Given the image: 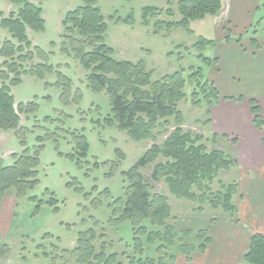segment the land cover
<instances>
[{
	"label": "rangeland",
	"instance_id": "374dc122",
	"mask_svg": "<svg viewBox=\"0 0 264 264\" xmlns=\"http://www.w3.org/2000/svg\"><path fill=\"white\" fill-rule=\"evenodd\" d=\"M33 2L43 8L46 28L44 32L28 29V36L33 46L42 48L48 54L47 62L53 67V71L46 73L41 79L25 74L22 82L12 88L16 109L20 103L26 105L32 102L38 105V109L36 112H20V125L23 127L21 136L18 137L14 130H0V158L5 164L6 161L13 164V154H21L24 150L21 139H24L31 152L41 145L38 137L46 140L38 167L39 185L21 197L16 194L14 197L16 192L12 194L11 190L6 193L10 204L3 208L1 215L0 264H79L71 251L77 245L79 232L89 228H96L99 234L105 233L102 240L108 243L110 252L133 253L132 226L127 221L120 226L109 224V205L124 194V187L128 184L125 171L153 145L163 144L177 126L172 124L167 132L157 135L155 139L136 141L116 124L110 125V96L105 91L96 92L90 87L88 76L91 72L75 57L70 40L62 37L63 19L69 10L81 5L82 1ZM178 2L179 0H173V4L169 5L168 0H98L109 24L106 40L115 50L114 57L132 62L146 61L154 71V80L176 71H184L188 77L192 67H202L207 78L222 84L227 91L264 98V75L250 76L244 69L240 75L233 67L220 72L215 65L210 66L199 57L202 54L215 58L221 53L225 54L226 48L218 45L207 46L203 50L195 47L201 37L217 42L223 39L215 24L217 18L194 22L191 25L193 34L184 28L172 31L156 29L158 19L171 18L168 16L169 10L175 13V19H180ZM10 4L9 0H0V17L8 13ZM146 7L156 11L146 13ZM249 16L252 25H240L235 29L231 26L222 31H226L227 37L231 33L232 39L242 37L247 45L256 46L251 40L255 37L264 42V0L255 14L250 13ZM228 29L230 32H227ZM9 37L8 30L0 27V43ZM37 57L33 61L23 62L22 66L18 62L22 67L20 70L28 71L33 64L41 63ZM4 60L0 57V62ZM59 72L71 82L70 94L65 100L62 98L63 89L57 86ZM1 82L0 80V85ZM194 87L188 79L185 88L188 98L179 103L184 115L181 129L204 136L210 149L217 148L238 157L232 140H213L214 132L208 122L209 119L211 121L209 105L203 96L201 105H193L191 94ZM77 135H84L89 142L88 155L81 157V160L77 159L79 155L76 154ZM71 154H76L77 158L71 157ZM161 160L160 158L144 167L142 173L150 177L153 168ZM237 175L236 168L222 170L213 187L220 188V181L229 183L237 180ZM153 185L157 192L169 197L175 216L171 223L177 224L178 229H188L187 223L190 222L193 225L199 224L198 229L208 230L212 236L213 232L224 227L239 228L229 214L213 209L207 199L193 202L179 198L171 193L164 179L153 181ZM52 198L55 200L53 204L50 203ZM240 200L238 194L234 201L238 205ZM181 237L182 241L170 248V251L177 256V264H186L179 245H200L203 241L198 240L195 235ZM95 244L100 247L101 240ZM155 249L156 246H151L148 254L155 255Z\"/></svg>",
	"mask_w": 264,
	"mask_h": 264
},
{
	"label": "trees",
	"instance_id": "16d2710c",
	"mask_svg": "<svg viewBox=\"0 0 264 264\" xmlns=\"http://www.w3.org/2000/svg\"><path fill=\"white\" fill-rule=\"evenodd\" d=\"M9 1L14 5L13 10L0 17V27L8 30L10 34L9 38L0 43V57L5 59L0 62V130H14L19 137L23 131L20 112H36L38 105L35 102L26 105L20 103L16 109L12 88L22 82L23 75L30 74L41 79L46 73H52L53 67L47 62L48 54L42 48L33 46L28 36V29L35 32L45 31L43 8L34 3V0ZM81 1V5L69 10L63 19L62 37L70 40L75 57L91 72L88 76L90 87L96 92L105 91L110 96L112 115L108 123L116 124L121 131H126L136 141L155 139L157 135L167 132L172 124H176L177 129L163 144L153 145L125 171L124 176L128 184L124 187V194L109 205V224L120 226L126 221L130 222L133 230V253L110 252L108 243L102 240L105 233L99 234L96 228L80 231L77 245L71 253L77 257L79 264H176L177 256L170 248L182 241L181 236L187 238L195 235L198 240L203 241L200 245H179L180 253L186 258V264H190L196 251L207 250L212 236L205 229L180 230L177 224L171 223L175 216L169 197L157 192L153 181L164 179L171 193L179 198L193 202L207 199L213 209L222 210L239 222L238 206L234 201L239 194L238 181H220V188L213 187L222 170L238 167L237 157L231 152L210 149L202 135L184 132L180 127L184 122V115L179 106L181 101L188 98L185 91L188 79L195 85L191 94L193 105H201L203 96L209 105L210 115L212 108L222 98L236 97L222 96L217 84L207 78L202 67H192L188 77L184 71H176L154 80V71L146 61L116 59L114 48L106 40L109 24L98 0ZM168 4H173V0H168ZM223 7V0H179L180 19H175V13L169 10L168 16L171 18L158 19L156 29L172 31L184 28L193 34L192 23L208 16H217ZM145 10L146 13L156 11L151 7H146ZM231 40L233 39L230 33L226 41ZM251 40L256 47H260L257 39ZM236 41L241 43L242 37ZM217 44L216 40L201 37L195 47L203 50L207 46ZM36 57L41 63L33 64L28 71L20 70L23 62L33 61ZM199 57L210 66L218 64V57H206L202 54ZM57 86L63 89L62 98L65 100L70 94V79L59 72ZM249 102L254 126L263 130L264 115L261 105L256 98H250ZM218 138L232 140L233 144L237 142L236 138L230 139L226 135L214 133L213 140ZM21 140L24 150L21 154H13V164L6 165L0 158V205L8 191L15 190L17 197H21L40 183L38 167L46 138H37L41 145L35 147L33 152L24 139ZM262 141L264 143V137ZM76 145V154L79 157L77 158L76 154L70 156L78 160L87 157L89 142L84 135L76 136ZM160 158L162 160L155 165L150 177L145 176L142 169ZM106 192L109 191L106 189ZM53 201L55 200L52 198L50 203L53 204ZM214 222L213 219L212 224ZM99 240L101 246L97 247L95 243ZM151 246H156L153 256L148 254ZM244 262L264 264V234L251 235Z\"/></svg>",
	"mask_w": 264,
	"mask_h": 264
},
{
	"label": "crops",
	"instance_id": "0c3cea01",
	"mask_svg": "<svg viewBox=\"0 0 264 264\" xmlns=\"http://www.w3.org/2000/svg\"><path fill=\"white\" fill-rule=\"evenodd\" d=\"M261 1L223 0L224 7L220 14L207 17L217 18L215 24L221 32V37H223L217 42V45L226 48L225 54L221 53L222 55L217 56L219 59L215 66L217 71L223 72V70L233 67L235 72L240 75L243 74L242 69L250 76L264 75V42L257 37L255 39L261 41L260 47L252 44L247 45L243 41L239 43L236 38L227 42V33L222 31V29L225 30L231 26L235 29L240 25H243L242 27L252 25L249 15L250 13L255 14ZM10 6L9 10H13L14 5L10 4ZM216 84L222 96L238 97L237 99L222 98L212 108L209 126L218 135L237 139L235 145L238 152V167L236 169L241 200L237 205L239 222L234 221L239 228L229 226L213 232L212 241L207 250L205 252L196 251L190 264H245L244 255L248 250L251 235L254 233L264 234V143L262 141L264 129L260 130L254 126L249 102L250 98H256L264 115V98L256 97L254 94L230 92L222 84ZM4 158L6 160V157ZM6 164L11 165L12 162L6 161ZM10 192L13 194L15 191L11 190ZM15 194H13L14 197H16ZM6 196L8 197H5L3 204L0 205V224L3 208L10 204L9 195ZM187 224L186 228L188 229H198L199 227V224L193 225L190 222ZM184 260L186 262V258Z\"/></svg>",
	"mask_w": 264,
	"mask_h": 264
}]
</instances>
